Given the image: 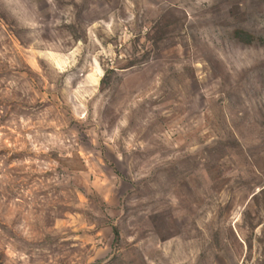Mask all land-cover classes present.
<instances>
[{"label": "rangeland", "instance_id": "obj_1", "mask_svg": "<svg viewBox=\"0 0 264 264\" xmlns=\"http://www.w3.org/2000/svg\"><path fill=\"white\" fill-rule=\"evenodd\" d=\"M0 264H264V0H0Z\"/></svg>", "mask_w": 264, "mask_h": 264}, {"label": "trees", "instance_id": "obj_2", "mask_svg": "<svg viewBox=\"0 0 264 264\" xmlns=\"http://www.w3.org/2000/svg\"><path fill=\"white\" fill-rule=\"evenodd\" d=\"M241 35H244L242 31L235 32V37H237V39L244 42H249L251 40V36L247 35V38L244 39Z\"/></svg>", "mask_w": 264, "mask_h": 264}]
</instances>
